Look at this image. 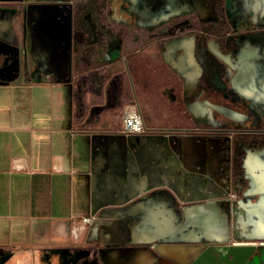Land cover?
I'll use <instances>...</instances> for the list:
<instances>
[{"label":"crops","instance_id":"1","mask_svg":"<svg viewBox=\"0 0 264 264\" xmlns=\"http://www.w3.org/2000/svg\"><path fill=\"white\" fill-rule=\"evenodd\" d=\"M99 2L0 0V258H35L43 245L48 261L55 259L57 241L72 228L90 227L92 237L101 230L115 248L111 255L128 264H141L144 252L158 255L153 245L228 238L216 200L183 185V158H168L166 143L119 139L91 126L86 112L76 107L81 98L74 87L84 80L80 69L87 67L78 53L81 38L92 33L89 14L110 24L137 16L145 30L161 25V37L181 34L182 24L168 32L162 23L186 13L210 24L222 16L228 26L221 53L226 80L252 97L264 81V0ZM195 37L165 46V57L185 78L187 91L196 77L192 62L185 64ZM218 45L209 41L208 51L216 52ZM256 67L262 71L259 78L251 76ZM186 108L194 118L203 116L195 102ZM169 164L177 174L173 181ZM88 218L92 223L84 221ZM234 229L240 239L264 240V210L245 208ZM143 245L150 249L135 253L133 248ZM256 256L264 263V252L248 261Z\"/></svg>","mask_w":264,"mask_h":264},{"label":"rangeland","instance_id":"2","mask_svg":"<svg viewBox=\"0 0 264 264\" xmlns=\"http://www.w3.org/2000/svg\"><path fill=\"white\" fill-rule=\"evenodd\" d=\"M89 16V33H92L81 38L78 53L87 67L80 69L84 80L74 87L81 98L76 107L86 112L93 128L115 133L123 107L136 99L147 132L154 140L163 136L172 142L166 143L168 158H183V170L187 173L183 182L198 185L202 192L211 195L210 199L216 200L223 226L229 232L225 242L214 241L219 244L216 246L264 242L240 239L234 229L238 213H244L245 208L250 212L264 210V93H260L264 81L262 87L256 86V94L252 97L233 101L222 85L223 70L222 73L211 72L201 58L192 57L200 77L193 80L190 93L184 95L185 78L172 71L165 60V46L170 40L190 42L197 35L199 49L211 40L223 45L228 32L225 19L220 16L217 24L202 23L186 13L183 18L162 23L165 29L182 24L181 34L161 37V25L145 30L137 16L119 18L120 23L116 24ZM8 53L15 57L14 50ZM208 56L216 61L215 57ZM222 67L216 68L221 70ZM215 75L218 80L214 79ZM190 102L197 103L202 110L201 118L189 113L186 105ZM168 168L175 170L174 165L169 164ZM176 178L174 171L171 180ZM91 232L90 227L72 228L70 234L63 235L65 239L57 241L61 243L56 246L59 253L50 261L44 249L47 246L41 245L40 254L35 258L28 255L27 260H23L24 257L8 254L0 258V264H110L115 248L106 241L101 230L96 237H92ZM201 242L204 241L201 239ZM254 246L256 254H261L264 243ZM133 249L137 253L150 248L143 245ZM151 256V264H179L165 261L154 251ZM193 258L185 263L191 264ZM111 260L115 258L112 256ZM126 261L120 264H128Z\"/></svg>","mask_w":264,"mask_h":264},{"label":"flooded vegetation","instance_id":"3","mask_svg":"<svg viewBox=\"0 0 264 264\" xmlns=\"http://www.w3.org/2000/svg\"><path fill=\"white\" fill-rule=\"evenodd\" d=\"M168 21L169 20L165 21L164 23L166 24ZM166 29H167L168 32H172L171 28L170 29L166 28ZM175 34H178V33H175ZM196 39H198L197 35H196ZM195 41H196V44H195V46H194V48H193V50H192V52L190 54V56H191L190 57V61L189 62L185 61V64L189 65L190 62L193 63L192 57H194V58L197 57L198 59L201 58V60L204 62V65L206 67H208L211 70V72H215L216 71L217 73H219V72L222 73V70H223V73H222L223 74L222 85L226 89V91L229 92V95H230V97H231V99L233 101L234 100L235 101L240 100V97H246V96L249 97L250 94L248 93V91H246L245 88H242V87L233 88L227 82V80H226V69H225L224 66L222 67V64H221V63H223L222 62V58H224V55L221 54V53L224 52L223 45L219 44L218 45L219 47L216 48V52L213 53V52L208 51V43H207V45H205V47L203 49H199V43L197 42V40H195ZM220 48H221L222 52H220V50H219ZM183 54L184 53L180 54V57L183 56ZM208 54H210L211 55L210 57H212V58L215 57L216 61H211L209 59ZM165 60L168 63V65L170 66V68L172 69V71H175L173 69V67L175 66L174 63L171 60H169V58L167 56L165 57ZM192 63L190 65H192L193 70L196 72L195 73L196 74L195 79L199 78L200 77L199 76L200 75V70L198 68H196V67L194 68ZM214 64H217V66H213ZM218 66L220 68L222 67V69L218 70V68H216ZM261 72H262L261 69H259L258 67L253 68L252 71H251V76L253 78H256V77L259 78L260 75L262 74ZM178 75H180V74H178ZM180 76H182V75H180ZM214 79L218 80V77L215 75ZM192 82H193V80L191 81V84H192ZM261 82L262 81H260V83ZM191 89H192V87H191ZM191 89L187 91V89L185 88V82H184V86H183L184 95H188L190 93ZM128 104H136L137 109H138V111L140 112V114L142 116L140 104L138 103V101L136 99H132ZM124 107H123V109H124ZM189 108H191L194 112H196V110H198L197 108L194 107V105H192V107H191V105H189ZM123 109H122V111H123ZM197 115L198 116L196 118H201L202 117V116H200V114H197ZM142 118H143V116H142ZM143 121H144V119H143ZM112 135L114 137H118L119 139L126 137V135H124L121 132L120 126H118V128H117V132L112 133L111 136ZM158 138H159V140L158 139L154 140V137L151 136L150 133L147 132V128H146V125H145V122H144V131L141 134H139V135H135L134 140H141L142 139V140H146V141H158V142L160 141V142H163V143L165 142L167 144H171L172 143L171 141L168 142L165 139V137H163V136H158ZM172 181H170L169 178L167 180V182H169V183L172 182ZM183 185L187 189H189V187H191V189H193V190H200V187H198V185L196 186V185H192L190 183H184V182H183ZM202 240L204 242H201L199 244H188V245H185V246H183V245H171V246H164V247H158L156 245H153V248H154V250H156V253L160 257H162L165 261L166 260L174 261V262L179 263V264H187L185 262L188 261L190 257H194L191 264H260V259L257 256L253 257L254 259H252L251 261H248L251 256L256 254V249H255L256 246H254V245L251 246V245L236 244L235 243L233 245L216 246V245H219V244H215L214 242L207 241L205 239H202ZM106 241L109 243L108 240H106ZM167 248H175L176 249V253L172 254V255L167 254L165 252V250ZM179 249L186 250V253L185 254L178 253ZM261 249H262V252H264V248H261ZM231 253L234 254L236 259L233 258ZM178 255H180V257H178ZM256 255H259V254H256ZM112 256L115 258V261L111 260ZM209 256H211V257H209ZM142 258L143 259H142L141 264H151L152 261H153L152 256L149 253H147V252H144V254H142ZM262 261H264V257H262ZM109 263L110 264H120L121 261L115 255L112 254L110 256Z\"/></svg>","mask_w":264,"mask_h":264},{"label":"built area","instance_id":"4","mask_svg":"<svg viewBox=\"0 0 264 264\" xmlns=\"http://www.w3.org/2000/svg\"><path fill=\"white\" fill-rule=\"evenodd\" d=\"M120 130L126 136L139 135L144 131V121L136 104H127L120 116ZM90 223V218L84 220Z\"/></svg>","mask_w":264,"mask_h":264},{"label":"bare ground","instance_id":"5","mask_svg":"<svg viewBox=\"0 0 264 264\" xmlns=\"http://www.w3.org/2000/svg\"><path fill=\"white\" fill-rule=\"evenodd\" d=\"M165 252L169 255H172V254H175L176 253V249L175 248H167L165 250ZM178 253H181V254H185L186 253V250H183V249H179L178 250ZM177 256V255H176ZM178 257H180V255H178ZM211 257V256H209ZM202 261V260H201Z\"/></svg>","mask_w":264,"mask_h":264},{"label":"water","instance_id":"6","mask_svg":"<svg viewBox=\"0 0 264 264\" xmlns=\"http://www.w3.org/2000/svg\"><path fill=\"white\" fill-rule=\"evenodd\" d=\"M231 254H232L233 258H235V259H236V257L234 256V254H233V253H231Z\"/></svg>","mask_w":264,"mask_h":264}]
</instances>
